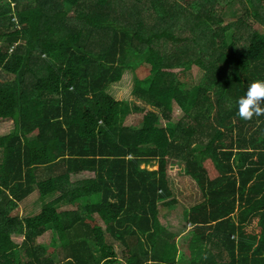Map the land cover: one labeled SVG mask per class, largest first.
I'll return each mask as SVG.
<instances>
[{"label":"trees","instance_id":"1","mask_svg":"<svg viewBox=\"0 0 264 264\" xmlns=\"http://www.w3.org/2000/svg\"><path fill=\"white\" fill-rule=\"evenodd\" d=\"M125 70L150 108L108 94ZM256 79L264 0H0V264H264V115L237 105ZM173 165L203 199L184 244L159 218Z\"/></svg>","mask_w":264,"mask_h":264},{"label":"rangeland","instance_id":"2","mask_svg":"<svg viewBox=\"0 0 264 264\" xmlns=\"http://www.w3.org/2000/svg\"><path fill=\"white\" fill-rule=\"evenodd\" d=\"M244 17V14L238 4H234L233 6H230L226 8L225 13L223 14V23H231L234 20H237L238 18ZM244 19H246L244 17ZM247 21L249 24L256 26L255 23L247 18ZM192 79H190L192 84H195V82L199 79L200 71L195 70L193 72ZM132 80L133 75L131 74V71L125 70L122 73V77L119 82H116L113 84L112 89L110 92H108L111 97L114 99H119L121 101H125L123 103L126 104L127 107L132 108L133 105H140V107L143 108H150L149 105L142 100H138L135 98V96L132 93ZM115 95V96H112ZM118 100V101H119ZM178 115H180V112L178 111L177 107L173 105V112L169 118L174 121L176 118H178ZM128 122V123H127ZM125 122L128 125H136L139 126L141 124V115L137 114L136 112H131V118L128 119V121ZM11 130V123L9 121H0V136L3 134H6ZM172 169L170 170V176L169 179L171 180V186L174 192V198H179V203L182 205L174 206L169 208V210H172L173 217L177 216L176 221H172L171 218H168L164 216V211L161 212L159 218L160 222L164 224L165 228L167 229L168 234L174 235L173 239L177 244H184L191 235L192 229H188V224L185 223L183 219V215L181 212V209L187 210L190 207L194 206L195 204H198L203 200L201 197V194L199 192V189L197 188V185L195 182L187 178L183 182H177L176 175L180 172V170L177 168V166L173 165L171 166ZM157 166H154L152 169H156ZM53 198V197H52ZM50 199V198H48ZM172 199V198H171ZM42 205V200L39 197V191L37 188L32 189V192L24 198L20 202L21 206V214H31L33 211H37L40 209ZM62 209L69 208V205L67 206H61ZM71 208H76L72 207ZM184 228V229H183ZM50 237L51 234L49 232H45L43 235L38 237V242L43 245H48L50 243ZM119 257H121V249L119 247L116 248ZM56 257V253L53 254Z\"/></svg>","mask_w":264,"mask_h":264},{"label":"clouds","instance_id":"3","mask_svg":"<svg viewBox=\"0 0 264 264\" xmlns=\"http://www.w3.org/2000/svg\"><path fill=\"white\" fill-rule=\"evenodd\" d=\"M237 105L238 114L242 119L264 115V79L253 80L245 94L237 99Z\"/></svg>","mask_w":264,"mask_h":264},{"label":"crops","instance_id":"4","mask_svg":"<svg viewBox=\"0 0 264 264\" xmlns=\"http://www.w3.org/2000/svg\"><path fill=\"white\" fill-rule=\"evenodd\" d=\"M116 83V82H115ZM114 84V83H113ZM113 84H111L108 88H107V91L108 92H110L111 91V89H112V86H113ZM112 96H115V95H112ZM116 100H119V99H116ZM121 101V100H120ZM188 229L190 230L191 229V226H190V224H188ZM184 229V228H183Z\"/></svg>","mask_w":264,"mask_h":264}]
</instances>
